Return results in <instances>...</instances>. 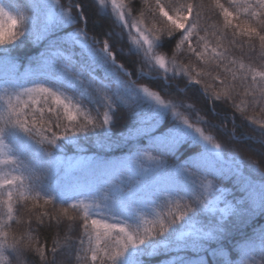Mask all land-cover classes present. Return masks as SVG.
<instances>
[{"label": "snow or ice", "instance_id": "6c2138e0", "mask_svg": "<svg viewBox=\"0 0 264 264\" xmlns=\"http://www.w3.org/2000/svg\"><path fill=\"white\" fill-rule=\"evenodd\" d=\"M97 2L104 14L110 5L113 26L121 29L108 32L100 48L93 47L101 42L90 38L85 27L51 39L83 19L82 13L73 16L60 0H40L32 6V16L16 0H0V67L15 68L10 53L24 42L21 37L49 41L37 70L22 77L4 73L0 87V264H11L10 257L23 264L21 257L27 252H35L42 264H56L33 235V217L37 226L46 219L57 224L65 217L80 219L79 247L85 264H144L143 258L156 254H171L169 264H193L181 255L188 250L236 264L222 245H209H219L232 218L264 213V172L250 161L249 167L261 176L260 183L253 182L243 174L244 161L233 153L236 167L228 171L240 178L244 195L227 200L225 190L208 179L224 174L216 166L224 155L222 145L199 126L207 122L197 114L194 123L192 104L166 100L149 84L164 81L159 85L163 91L168 81L186 79V89L203 84L206 97L224 102L234 101L242 90L250 99L233 102V107L241 113L252 107L255 114L246 119L258 125L256 142L264 144V0H226L227 6L221 0H142L140 9L134 0ZM213 15L218 20L213 21ZM125 32L126 53L116 47ZM257 44L260 66L232 54L237 47L254 51ZM180 52L197 63L178 62ZM58 60L63 61L59 67ZM98 70L102 75L96 74ZM133 75L136 79L130 78ZM209 78L211 82H205ZM121 108L137 118L136 132L147 139V148L117 161L64 155L68 145L79 149L82 139L110 138L113 117ZM182 144L202 150L189 163L169 165L164 157ZM61 171L79 173L74 187L49 189L46 177ZM69 200L68 208L44 210ZM18 205L28 213L26 221ZM69 209L79 216H69ZM13 222L27 224L23 234L12 231ZM68 241L65 236L64 245ZM54 245L53 257L61 241ZM239 251L238 264H264V227L254 230V239ZM198 259L206 264L204 256Z\"/></svg>", "mask_w": 264, "mask_h": 264}, {"label": "trees", "instance_id": "16d2710c", "mask_svg": "<svg viewBox=\"0 0 264 264\" xmlns=\"http://www.w3.org/2000/svg\"><path fill=\"white\" fill-rule=\"evenodd\" d=\"M207 3V0H205ZM222 3L226 4V0H221ZM17 5L24 10L26 15L32 16V6L39 4L40 0H16ZM60 4L65 9L70 10L71 14L75 17H79L77 7H81V13L83 19L79 20V23L72 26H66L62 30H58L51 39H59L67 32L73 31L76 27H85L88 36L95 37L99 40L100 44H93V47L100 48L105 39H108L107 33L114 31L115 33L121 32L119 27L113 26L114 17L111 15L110 5L107 7L104 14L100 10L97 0H60ZM227 6V4H226ZM134 7L136 9L142 8V0H134ZM54 11H59V7H54ZM134 15H138L137 11H134ZM213 21L218 18L213 15ZM85 21L87 22L85 24ZM27 27V25H25ZM27 35V33H26ZM119 39V37H117ZM24 42L19 47H13L10 53V59L15 64V68L0 67V87L3 86V74L9 73L16 77H22L25 73L35 71L40 66L41 53L45 52L49 41H35L34 38L28 37L25 39L21 37ZM91 42V41H90ZM112 42L111 40L109 41ZM19 43V42H18ZM117 49L123 48L126 53L127 47V34L124 33V41L122 44H117ZM80 49L77 47L75 52L77 58H79ZM167 51V49H165ZM232 54L237 58L243 57L245 63L252 62L256 66H260V52L257 44L256 50L250 51L247 46L243 50L240 48H234ZM168 55L172 53L168 51ZM176 59L180 63H197L195 58L190 56L186 52H180L177 54ZM118 62L124 63L123 59H118ZM63 61H57V67ZM127 66V65H126ZM141 65L137 64V67ZM197 67L199 65L197 64ZM147 70V69H145ZM97 75H102V71L98 70ZM155 75V74H153ZM87 73H85V78ZM136 79L135 75L130 77ZM205 82H211L210 78L206 79ZM138 83H148L145 80H139ZM164 84V81H153L149 86L155 90L160 91L161 95L166 100H183L185 104H192L196 109V112L192 114L193 122L195 123V116L198 114L202 121H206L207 124L201 123L200 127L204 128L206 134H210L214 137L216 142H219L223 147L224 159L217 161V169H222L223 175L208 176V179L213 180L214 184L225 190V198L229 201L238 200L242 197L243 191L240 186V178L234 176L228 169H234L236 167V161L231 159L233 153L237 154L240 160L244 161L243 174L255 183L261 182V176L249 167L250 161H254L260 166V171L264 172V144L256 142L259 140L258 136V125L253 124L251 121L246 119V116L254 115L251 106H248L243 113L237 111L233 107V102L240 103L241 100H247L250 98L242 95H237L234 101H212L210 98L203 94V84L191 85L187 89L185 84L187 80H181L179 78L168 81L165 84V90H161L160 86ZM26 86L30 87L31 84L27 83ZM218 86V85H217ZM71 94V93H69ZM91 107V106H89ZM243 107V105H242ZM103 111V109L101 110ZM184 112V109H180ZM258 112V109H257ZM187 114V113H186ZM95 115V113H93ZM114 126L111 128L110 138L99 140L96 137H89L88 139H82L79 145V149L74 148L71 145L65 147L64 155L72 157L73 159L88 158L96 161H117L122 160L130 155H134L137 149L147 148V139L141 135H138L136 128L138 121L135 116L131 114L129 109H119L113 117ZM170 119V117H169ZM200 146H190L188 144H182L177 147L173 154L165 156L164 159L169 165L179 164L184 165L193 161L198 157L201 151ZM58 155H60L58 153ZM153 155L158 153L153 152ZM147 166V162H145ZM79 175V173H71L66 175L63 171L56 175L47 176L44 183L49 189L55 188L57 185L63 187H74L73 178ZM55 196V191L52 193ZM43 204V201L40 202ZM72 201L69 200L65 204L55 202V204H49L45 206L44 210L50 213H54L61 208H68ZM223 205H221L222 207ZM19 214L26 221L28 219V213L23 210L21 205L17 206ZM40 209H37L39 211ZM69 216H79V213L69 209ZM203 222V221H202ZM82 221L76 219L74 221L68 220L66 217L59 223L55 220L48 221L42 226H37L34 217L32 222L33 235L38 239L40 244H43L47 250L49 260L55 259L56 264H85L83 259V252L79 247V237L82 233L81 228ZM264 227V213H257L255 216L247 219L232 218L228 221L227 231L224 238L219 242H212L209 247L217 248L222 245L224 252H226L230 259L236 264L240 259V246L248 241L254 239V230H258ZM12 231L21 235L27 228L26 223L17 224L15 222L11 225ZM65 236L69 238L68 245H64L63 241ZM59 239L61 241V247L57 249L55 256L51 253V248L54 245V241ZM186 258H191L193 264H199V256H204L206 264H222V257H213L208 252H194L188 250L185 253ZM169 256L162 254H156L151 257H145L144 264H169ZM11 264H17L15 258H11ZM23 264H42L39 257L35 252H27L21 257Z\"/></svg>", "mask_w": 264, "mask_h": 264}]
</instances>
